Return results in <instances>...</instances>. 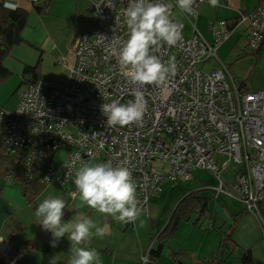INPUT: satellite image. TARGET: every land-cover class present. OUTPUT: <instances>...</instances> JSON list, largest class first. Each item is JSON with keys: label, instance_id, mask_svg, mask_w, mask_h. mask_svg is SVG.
Wrapping results in <instances>:
<instances>
[{"label": "built area", "instance_id": "obj_1", "mask_svg": "<svg viewBox=\"0 0 264 264\" xmlns=\"http://www.w3.org/2000/svg\"><path fill=\"white\" fill-rule=\"evenodd\" d=\"M41 1L4 0L3 5L16 11ZM89 1L95 30L56 60L66 79L27 83L15 113L0 108V136L14 165L21 163L41 184L57 183L71 196L82 164L111 161L114 167H128L141 209L138 218L150 217V202L166 183L190 182L195 171H203L216 182L203 189L240 203L264 226V89L242 90L218 56L242 25L249 32L245 49L257 52L264 39V2L250 13L238 11L233 20L213 21L208 41L196 24L206 0H194L191 14L182 12L177 0H151L169 9L182 39L150 51L165 66H175L165 80L139 85L124 74L118 55L128 39L123 12L131 0ZM186 20L193 23L190 37L184 35ZM212 60L219 62L218 69L205 73L200 66ZM137 91L144 100L142 120L108 127L101 105L126 104ZM231 166L235 172L227 177ZM137 220L121 223L135 226ZM4 246L2 254L10 250L8 242ZM153 247L142 253L148 261Z\"/></svg>", "mask_w": 264, "mask_h": 264}, {"label": "crops", "instance_id": "obj_2", "mask_svg": "<svg viewBox=\"0 0 264 264\" xmlns=\"http://www.w3.org/2000/svg\"><path fill=\"white\" fill-rule=\"evenodd\" d=\"M263 2L264 0H219V6L212 7L206 0L200 7L197 19L200 27L196 22L197 27L210 41L209 28L213 21L234 19L238 11L250 13ZM42 3L43 0L36 5L23 4L22 7L28 12L27 24L20 31V42L11 50V55L13 54L14 57H10L6 65L4 62L11 76L15 74L22 82L24 68L35 66L40 56H42V77L64 81L66 79L64 71H62L65 76L64 80L50 78L55 75L54 66L58 67L56 60L66 48L77 43L80 36L91 33L96 28L89 0H48L46 13L40 14L35 6H41ZM3 4L4 0H0V7L4 6ZM176 18L180 19L178 16ZM240 38L241 35L235 34L230 38L219 51L220 59L225 61L223 58L228 54L226 46L235 40L234 43L242 53L229 59L233 61L232 64L224 63L231 73L232 70L237 72L238 78L232 75L239 84L244 85V82H247V90H262L264 89V48L256 57L239 43ZM233 51L234 49H231L229 54L232 55ZM209 180L210 183L206 185H216L211 176ZM206 185L193 192H199L210 198V218L198 221L194 218L190 221L197 230L199 235L197 242L200 246H170V248L174 251L182 250L189 256V259L182 260L185 264L209 261L220 252V232L211 228V219L215 223L214 226L226 231L232 223V216L244 212L232 233L236 246L231 254H238L237 261L232 263L226 257L230 249L222 254L227 259L226 264H243V252L250 250L252 264H264V227L260 221L246 213L240 203L223 197L216 198L214 193L203 189ZM45 186L36 200L29 205L17 182H7L4 178H0V250L5 247L6 242L9 241L12 244L6 256L0 252V264H70L72 242L68 240L67 234L60 239L56 247H52L51 232L44 230L35 216V210L39 204L50 197L65 201L63 222H67L80 212L100 227L105 224L109 226V232L104 237L93 236L90 241L80 245L95 249L100 254V264H143L140 257L143 251L150 247L144 240L146 235L148 236L147 233H149L150 240L157 235L156 219L152 220L151 217L146 218L141 215L135 226H126L109 215L101 214L83 205L78 194L73 198L57 183ZM188 194L190 193H184L182 199ZM171 216L172 214L164 215L158 235L166 228ZM146 223L150 226L147 227ZM206 239L209 240L208 244L202 246ZM153 244L156 247L155 243ZM20 249H23V255L18 254ZM170 253L171 250L166 247L159 256L150 255L148 264H174Z\"/></svg>", "mask_w": 264, "mask_h": 264}, {"label": "clouds", "instance_id": "obj_3", "mask_svg": "<svg viewBox=\"0 0 264 264\" xmlns=\"http://www.w3.org/2000/svg\"><path fill=\"white\" fill-rule=\"evenodd\" d=\"M212 7L219 6V0H208ZM194 0H177L179 9L191 14ZM123 15L128 26V39L119 48V64L124 74L134 83L151 85L165 80L174 65L165 66L159 58L150 54L162 44L175 46L181 39L179 26L170 18L169 9L151 0H131ZM101 112L106 117L108 127H124L142 120L144 100L137 91L135 99L126 104L119 100L103 103ZM73 161V165H75ZM76 191L83 205L97 212L113 217L118 222L134 223L141 209L136 200V186L128 167L116 166L112 162L84 163L75 173L73 180ZM66 203L60 198H47L35 210L39 224L51 232V246L56 247L60 239L67 234L72 253L70 264H100V254L95 249L81 247L93 236L104 237L109 226H98L83 213L78 212L67 222L62 221ZM95 230L94 232L92 230ZM143 264H148V257H140Z\"/></svg>", "mask_w": 264, "mask_h": 264}, {"label": "trees", "instance_id": "obj_4", "mask_svg": "<svg viewBox=\"0 0 264 264\" xmlns=\"http://www.w3.org/2000/svg\"><path fill=\"white\" fill-rule=\"evenodd\" d=\"M48 0H43L41 6H35L40 14L46 13ZM28 19V12L25 8L21 7L16 11L8 10L4 6L0 7V82H5L11 77V73L5 68L4 62L10 55L12 48L16 45L14 42L15 27L21 31L26 27ZM235 19V18H234ZM233 20V19H231ZM261 52V51H260ZM260 52L252 53L256 57ZM247 53V52H246ZM248 54V53H247ZM42 56H40L35 66H26L23 72L22 84L34 83L42 77L41 75ZM242 84H240V87ZM243 90V87H241ZM247 90V88H246ZM11 175L15 182L19 184L26 202L31 205L40 193L46 187L41 184L39 180L29 176L21 163L14 165V161L4 150V139L0 136V178ZM206 192V191H202ZM209 193V192H208ZM213 194V193H212ZM214 196V195H213ZM209 203L210 198L199 192H193L185 196L177 205L166 228L157 236L155 245L151 250V255L159 256L161 252L167 247L171 250L170 257L174 264H185L183 259H189V256L182 250L174 251L170 248L171 244L177 241L176 229L180 222H190L195 218L206 219L209 217ZM241 212L232 216V223L226 231L222 228L214 226L215 223L211 219V228L220 232V252L214 255L209 261H203L197 264H226L227 259L223 256L222 252L227 249L234 248L236 244L232 239V233L235 230L241 216ZM197 222L194 223L196 226ZM252 253L250 250L244 251L242 255L243 264H252Z\"/></svg>", "mask_w": 264, "mask_h": 264}, {"label": "rangeland", "instance_id": "obj_5", "mask_svg": "<svg viewBox=\"0 0 264 264\" xmlns=\"http://www.w3.org/2000/svg\"><path fill=\"white\" fill-rule=\"evenodd\" d=\"M90 5H91V3H90ZM196 22L198 23V26L200 27L199 21L196 20ZM184 23L186 26V30L184 32V35L186 37H190L191 32H192V24L193 23L190 20H186V21H184ZM234 34L237 36L241 35L239 43L242 44L243 46L247 45V42L249 39L247 35L249 34V32L247 30L246 25H242V26L238 27L237 29H235L233 35ZM234 41L230 42L226 46V50H227L228 54L223 59L225 60L224 62H226L228 64L233 63V61H230L229 59H231L235 55L237 56L239 53H242L241 49L236 45V43H234ZM231 49H234L232 55L229 54V51ZM218 56L220 58L221 53H218ZM10 57L13 58L14 55L13 54L11 55V53H10V55L5 60V65L10 60L9 59ZM227 60H229V61H227ZM218 63H219L218 61L212 60L207 66L205 65L203 67L201 65L200 68L205 73H210L213 70L218 69V66H219ZM62 71H63L62 69L54 66L55 75H54V77H50V78L64 80L65 76H64ZM232 74H234L238 78V76H237L238 74L234 70H232ZM21 83H22V80L20 78H18L15 74L12 75L5 82H0V108H3L4 110H6L9 113H15V111L17 110V107H18L19 100H20V95L26 87V84H21ZM247 85L248 84L245 81L244 85H242L241 87H243V89L246 90V88H248ZM247 91H250V90H247ZM234 172H235V167L231 166L227 170V173H226L227 177H232ZM4 179H5V177H4ZM209 179H210L209 173H205L203 171H195L193 174V180L190 182L178 181L175 183H166L163 186L162 191L158 195L153 197L151 202H150V217L152 220L156 219V221L158 223V225H157L158 230H156L157 235H158V231L160 229V225L162 224V220L164 218V215L165 214H172L174 212L178 203L182 200L183 194L184 193H191V192L195 191L196 189H198L199 187L201 188L204 185L209 184L210 183ZM152 205H154V206H152ZM202 223H203V221H202ZM146 225H147V227L150 226L149 223H146ZM147 234H148V236L146 235L144 241H145L146 245L151 246L153 243L156 242L157 235L153 236V238L150 240L149 233H147ZM176 235L178 236L177 241L174 242L173 244H171V246H200L199 242H197L199 235L197 233V230L194 229L191 222H189V223L185 222V221L180 222L177 226V229H176ZM208 242H209V240L206 239L202 246H204L205 244L207 245ZM234 250H235V247L230 248V251L226 253V257L229 258V261L232 263L236 262L237 257H238V254H231V252Z\"/></svg>", "mask_w": 264, "mask_h": 264}, {"label": "water", "instance_id": "obj_6", "mask_svg": "<svg viewBox=\"0 0 264 264\" xmlns=\"http://www.w3.org/2000/svg\"><path fill=\"white\" fill-rule=\"evenodd\" d=\"M14 42H15V44H18L20 42V31H19V29L17 27H15ZM263 47H264V39H263L259 49L257 50V53L260 52ZM8 244H9V246L11 248L12 244L9 241H8ZM8 253H9V250H7L4 254L7 255Z\"/></svg>", "mask_w": 264, "mask_h": 264}]
</instances>
